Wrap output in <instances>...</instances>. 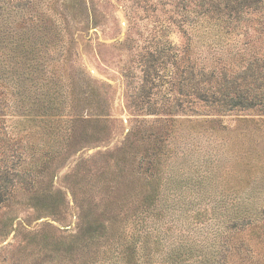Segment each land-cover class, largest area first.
Masks as SVG:
<instances>
[{"label":"rangeland","instance_id":"374dc122","mask_svg":"<svg viewBox=\"0 0 264 264\" xmlns=\"http://www.w3.org/2000/svg\"><path fill=\"white\" fill-rule=\"evenodd\" d=\"M33 1L45 16L39 31L30 21L31 46L0 49V264H124L131 242L160 264H220L224 227L240 214L263 217L264 115H225L212 130L198 107L184 108L173 125L154 109L186 99L175 83L193 57L201 69L211 58L212 68L221 62L235 73L252 64L264 75V0L221 22L194 18L204 0ZM24 51L27 60L17 54ZM41 89L57 93L65 122L49 167L27 188L17 172L34 145L49 146L45 128L24 119L36 115L26 99ZM165 135L163 186L146 208L147 153ZM255 232L237 231L249 252L236 262L264 264Z\"/></svg>","mask_w":264,"mask_h":264},{"label":"trees","instance_id":"16d2710c","mask_svg":"<svg viewBox=\"0 0 264 264\" xmlns=\"http://www.w3.org/2000/svg\"><path fill=\"white\" fill-rule=\"evenodd\" d=\"M204 1H207L208 4L204 5L203 12L195 11L194 14L192 12L194 9L190 8L189 5H183L181 8L182 10L186 9L188 16L190 14H194V18L198 20V22L204 21V17L212 19L214 16L218 22H221L226 17H231L234 20L240 19L241 14L245 12V10L253 9L255 2H257L255 0ZM198 5H200V2ZM32 8L35 11H32V14L29 15V11L30 9L32 10ZM43 8L44 7L38 6L36 1L31 2V0H26L24 3L19 2L16 4L14 3V0H0V49H28V46H31L30 21L33 26H35L34 31H39L37 29L39 27V21H41L43 16H45ZM12 18L14 19L12 20ZM49 21L51 22V20ZM9 23L12 24V27L8 25ZM47 24V32L49 35H52L51 31L53 30V24L52 22L50 23V26L49 22ZM196 24H192L191 29L192 27L194 28ZM219 24L221 27V23ZM40 36L41 32L37 33L38 39H40ZM189 41L190 47L192 44L191 37ZM191 49H193V47ZM17 54L21 59L27 60L25 51L17 52ZM210 60L211 58H208V60L206 59L205 63H209V65H206V67L204 66V68L201 69L198 67V58L196 59L193 57L190 61V67L180 71L175 83L179 96L186 99L174 100L169 105L163 104L164 109H154L156 110L155 112H157V110H162L163 114H166L164 117L165 120L170 121L173 125V123L178 122L175 118L178 113L184 112V108H187L195 114V107H198L202 110L205 117L210 118L204 123H209L210 126L213 127L212 130L221 126L220 117L225 115L236 114L237 112L243 110L253 111L257 113V115H264V94L262 93V91L264 92V75L259 72L255 75L253 73L252 64H249L246 69L240 70L239 72L233 73L230 71L228 73L226 71V64L222 67H218L221 63L218 62L216 66L212 68V66H210ZM211 61L212 64L216 63L213 60ZM26 100L27 106L33 107L37 113L33 118L26 116L24 119H26V121L33 122L35 126H39L41 124V126L45 128L43 130L48 132L46 138L47 143L49 144L46 149L42 147L40 148L39 145H34V148H31L33 154L29 155V163L27 166L25 168L18 166V168L25 170L21 172V174L19 173L20 170L17 172V176H19V180H21L20 183L24 182L26 184L25 187L28 188V186H32L30 185L31 180L34 182L37 174H43L46 172L49 167V163L55 156L52 146L58 141V133L65 120L60 118L61 116L59 110L62 107V103L58 99L57 93L52 90L41 89L40 97L38 99L33 97L29 99L27 98ZM146 105L148 112H153L150 103L146 101ZM73 121L77 122L78 120ZM164 121L159 120V123ZM213 123L217 124V126L214 127ZM171 124L166 122L165 127L167 129H174ZM165 134L170 135V133L167 132ZM42 136H44V133H42ZM165 141L166 135L163 138L159 136L155 137V142L151 148L152 153L151 155L147 153V156H152L153 160L146 163L144 172L146 176L145 179H149L152 182V188L150 189L151 192L148 195L147 200L149 204H144V207L146 208L154 206V201L158 199L160 189L163 186L162 177L165 174V171L163 169L164 166L162 165L169 162L168 160L170 158V155L165 148ZM39 150L40 153H37ZM24 159L25 158L22 159V164H26ZM49 195L50 197L52 196L51 190ZM45 197H47V194ZM141 215L143 214L133 215L132 222L137 223L138 220L141 219ZM262 215V218L251 221L250 215L240 214L238 216H240L241 220H237L234 224H232L233 222H230L231 224H227V227H224V229L220 232V238L224 241L223 246L227 255L225 258L220 260V264H241V260L236 262L237 258L240 254H242V251L249 252L245 244L241 240H238L236 235L237 231L249 228L252 231H256L254 234L257 237H263L264 239V209L262 211ZM145 247L146 245H136V243L134 244L132 242L125 245L126 252H130L127 253L128 257L132 256V259H123L124 264H131L133 259L134 264H160L153 261L152 257L143 255ZM232 255L236 256V259H232ZM243 260L246 259L243 258Z\"/></svg>","mask_w":264,"mask_h":264}]
</instances>
